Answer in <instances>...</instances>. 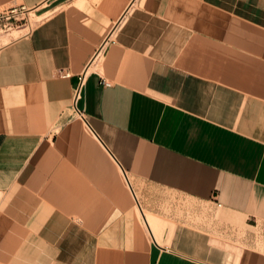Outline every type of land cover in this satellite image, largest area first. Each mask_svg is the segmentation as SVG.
<instances>
[{
    "label": "crops",
    "instance_id": "crops-1",
    "mask_svg": "<svg viewBox=\"0 0 264 264\" xmlns=\"http://www.w3.org/2000/svg\"><path fill=\"white\" fill-rule=\"evenodd\" d=\"M12 10L0 264H264V0Z\"/></svg>",
    "mask_w": 264,
    "mask_h": 264
},
{
    "label": "rangeland",
    "instance_id": "rangeland-1",
    "mask_svg": "<svg viewBox=\"0 0 264 264\" xmlns=\"http://www.w3.org/2000/svg\"><path fill=\"white\" fill-rule=\"evenodd\" d=\"M13 15L0 22V47L28 32L39 19L35 12H18ZM261 240L258 239L259 242Z\"/></svg>",
    "mask_w": 264,
    "mask_h": 264
},
{
    "label": "built area",
    "instance_id": "built-area-1",
    "mask_svg": "<svg viewBox=\"0 0 264 264\" xmlns=\"http://www.w3.org/2000/svg\"><path fill=\"white\" fill-rule=\"evenodd\" d=\"M23 12H25V11H21V13H23ZM13 13H18V12L15 10H12V11H9L7 13L0 14V22L14 16ZM66 75H68V74H66ZM85 77H86V72L84 71L82 74H80L79 82H78L77 86L75 87L76 96H79L82 93V90H83V87L85 84Z\"/></svg>",
    "mask_w": 264,
    "mask_h": 264
}]
</instances>
